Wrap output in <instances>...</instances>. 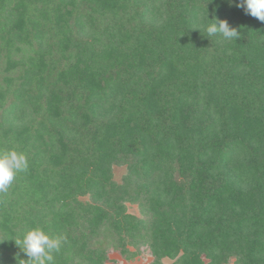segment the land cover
<instances>
[{"label": "trees", "instance_id": "trees-1", "mask_svg": "<svg viewBox=\"0 0 264 264\" xmlns=\"http://www.w3.org/2000/svg\"><path fill=\"white\" fill-rule=\"evenodd\" d=\"M0 41V151L29 163L0 193V264L37 227L67 237L54 264H264V22L235 0H0Z\"/></svg>", "mask_w": 264, "mask_h": 264}, {"label": "clouds", "instance_id": "clouds-1", "mask_svg": "<svg viewBox=\"0 0 264 264\" xmlns=\"http://www.w3.org/2000/svg\"><path fill=\"white\" fill-rule=\"evenodd\" d=\"M229 2L232 3L234 0H229ZM235 7L242 9L246 15L264 22V0H235ZM209 21L213 22L205 29L207 37L211 38L219 34L227 40L236 41L239 38V31L231 26L228 20ZM28 167V159L23 152H17L14 149L6 152L0 151V193L7 192L15 176L27 171ZM13 241L20 253L27 257V259H20L17 254L18 264H54L53 253L61 251L62 246L67 243V237L61 234L52 238L42 228L37 227L29 229L21 239Z\"/></svg>", "mask_w": 264, "mask_h": 264}, {"label": "rangeland", "instance_id": "rangeland-1", "mask_svg": "<svg viewBox=\"0 0 264 264\" xmlns=\"http://www.w3.org/2000/svg\"><path fill=\"white\" fill-rule=\"evenodd\" d=\"M113 170H114L115 178L118 181H121L122 176L126 171L125 165H115ZM80 200L85 203L90 201L91 198L90 196L87 195L80 197ZM127 212L137 216L138 218L144 217V213L142 212L138 204L128 203ZM130 250L134 251L135 254L129 260L124 258L118 251L111 250L109 252L110 261H108V264H151L152 255L146 247L142 246L138 248L136 246L130 245ZM163 262L165 264H168V263H172L173 260L169 258H165ZM227 264H235V258L230 259V261Z\"/></svg>", "mask_w": 264, "mask_h": 264}]
</instances>
